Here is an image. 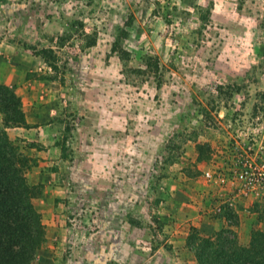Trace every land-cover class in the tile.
Returning <instances> with one entry per match:
<instances>
[{"label":"rangeland","instance_id":"rangeland-1","mask_svg":"<svg viewBox=\"0 0 264 264\" xmlns=\"http://www.w3.org/2000/svg\"><path fill=\"white\" fill-rule=\"evenodd\" d=\"M40 49L52 50L51 65ZM2 82L21 109L32 103L60 147L49 151L56 159L45 166L49 182L32 184L42 241L31 264H88L77 251L84 233L96 229V213L79 194L85 180L96 187L99 180L88 175L83 147L89 157L100 154L97 177L117 168L127 185V173L143 176L136 181L143 212L132 217L138 225L158 221L145 212L173 186L188 193L187 202L204 189L194 197L201 219L239 224L229 229L240 244L264 232V199L240 200L228 215L205 214L219 188L203 177L227 154L264 153V0H0ZM114 136L117 155L104 150ZM33 137L11 138L29 170L47 150ZM52 206H61L59 220L48 214Z\"/></svg>","mask_w":264,"mask_h":264},{"label":"crops","instance_id":"crops-1","mask_svg":"<svg viewBox=\"0 0 264 264\" xmlns=\"http://www.w3.org/2000/svg\"><path fill=\"white\" fill-rule=\"evenodd\" d=\"M2 83L9 85V82ZM22 110L26 125L7 127L6 131L10 139L14 140H19V136L22 134H34L33 139L45 145L47 150L40 154L44 159L40 160L38 166L27 171L26 178L29 184L47 183L50 175L45 166L56 161L49 151L54 149L58 152L60 147L53 140H48V135L44 133L48 124L37 119L40 113L35 115L32 103L23 106ZM34 123L38 124L34 126L32 125ZM84 136L79 139L85 142L83 145L87 144V135ZM49 137L51 136L49 135ZM118 141L117 136H114L104 150L107 153L114 150L117 155L121 148V142ZM22 149L26 155H33L34 151H40L35 148ZM80 153L85 168L89 169L88 175L92 172L91 174L99 180L98 187L88 185L85 180L83 192L79 194V199L81 198L85 203V208L90 211L94 209L96 213L92 218L96 229L84 233L82 243L79 245L81 248L77 251V253L80 251L82 260L88 264H199L187 244L188 236L193 229L198 232L199 236L204 237L210 235L212 231L218 230L219 228L216 226L225 224L224 227L233 229L239 225L236 223L228 225V221H224L225 223L205 222L194 207V197L199 194L197 192L199 188L190 193L189 199L191 200L187 202L188 193L185 191L175 192L173 186H170V190L164 189L161 192L163 199L159 201L160 203L156 205L155 200L145 212L150 211L149 213H152L153 217H157L158 221L153 219L150 221L151 224L141 221L138 225L137 222H133L132 217L135 219L141 210L143 212V207L140 209V202H138L139 194H136V181H139V178L143 176L136 171L127 173L125 175L126 185L122 183V174L116 168L110 172H99V178L93 172L98 164L97 160L100 154L95 152L89 157V150L85 147L80 150ZM91 174L89 177H92ZM88 181L93 180L88 178ZM174 186L177 189L178 186L175 184ZM55 190L63 191L64 187L60 185ZM57 191L56 195H59ZM68 197L72 196L68 195ZM177 197L179 200L176 202ZM52 208L54 207L47 209L48 214L53 212ZM60 208L61 206L56 207L57 211L53 212L58 220L63 211ZM237 211L239 210L237 209ZM172 218L173 220H171ZM57 228L62 229V226L59 225Z\"/></svg>","mask_w":264,"mask_h":264},{"label":"trees","instance_id":"trees-1","mask_svg":"<svg viewBox=\"0 0 264 264\" xmlns=\"http://www.w3.org/2000/svg\"><path fill=\"white\" fill-rule=\"evenodd\" d=\"M51 53L48 49L37 52L48 63ZM20 102L9 86L0 84V264H31L42 241L41 215L32 200L37 186L26 178L29 158L6 131L7 127L26 125ZM203 158L200 153L198 159ZM187 244L199 264H264L262 231L254 232L247 244H240L229 228L200 238L192 232Z\"/></svg>","mask_w":264,"mask_h":264},{"label":"built area","instance_id":"built-area-1","mask_svg":"<svg viewBox=\"0 0 264 264\" xmlns=\"http://www.w3.org/2000/svg\"><path fill=\"white\" fill-rule=\"evenodd\" d=\"M249 149L246 155L241 153L230 158L227 154L222 163L204 170V180L219 188L215 202L205 209V214L224 216L240 200L264 199V153ZM199 193L206 195L204 189Z\"/></svg>","mask_w":264,"mask_h":264}]
</instances>
